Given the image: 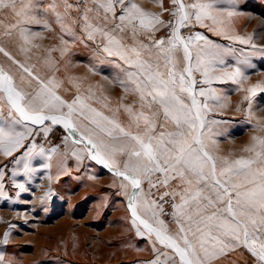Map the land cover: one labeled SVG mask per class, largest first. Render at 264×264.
Returning <instances> with one entry per match:
<instances>
[{"label": "rangeland", "instance_id": "obj_1", "mask_svg": "<svg viewBox=\"0 0 264 264\" xmlns=\"http://www.w3.org/2000/svg\"><path fill=\"white\" fill-rule=\"evenodd\" d=\"M68 2L74 7L68 10L70 16H65L64 22L75 29L76 36L62 32L49 8L53 0H33L31 15L41 24L20 25L29 30L30 42L27 44L20 36L19 27H10L17 20L12 10H0V48L4 50L0 51V70L13 78L18 90L28 94L25 102L36 96L40 81H43L67 103L79 95L85 104L115 120L126 131L136 133L138 129L124 107L141 108L139 94L133 91L134 85L127 76V72L135 69L119 57L104 52L99 37L89 40L79 23L73 25L72 18H79L83 11V0ZM137 2L147 10L162 12L165 21L174 19L165 11L171 9V0H163V7L157 0ZM192 2L195 0H185V3ZM55 3L56 11L64 14V0H55ZM77 4H80L79 8L75 7ZM88 6L94 7L91 3ZM19 7L18 2L17 9ZM216 8L221 10L219 15L224 21L220 27L231 35L251 37L250 44L228 40L223 34L210 31L209 28L214 27L210 20H206L203 27L193 23L182 28L181 35L187 38L199 32L206 36L213 42L217 60L224 61L215 64L217 74L224 69L241 67L246 76L243 80L247 83L243 87L246 89L259 82L257 77L249 76L264 75V0H216ZM228 11L235 15L229 18ZM93 15L89 13L90 17ZM43 21L50 27L44 28ZM185 31L190 35H184ZM168 35L170 32L166 27L156 32L157 39H167ZM62 37L67 44L61 43ZM127 43L132 41L129 39ZM175 55L179 70L186 62L182 50H177ZM160 63V70L165 71L163 60ZM24 68H29L31 74ZM193 76L197 81V92L200 88H212L221 97L219 101L207 100L211 111L206 113V120L222 122L205 127V132L210 128V134L205 138L208 151L230 158L248 155L243 149L252 144V138L264 136V128L256 126L257 121L264 125V93L253 97L249 115L248 101L243 100L246 92L238 85L216 80L209 85L203 83L199 72L194 71ZM49 81L53 83L49 84ZM198 99L202 103L205 101L204 97ZM40 102L39 98L34 101L36 105ZM62 111L67 112V108ZM84 113V117L74 113L77 127L81 131L87 127L99 132L85 118L92 114L87 109ZM45 114L59 113L45 110ZM13 117L20 119L8 103L6 94L0 91V126L10 125ZM160 119L163 120L162 115ZM15 128L25 133L23 146L10 156L4 155L0 148V256L3 257L0 264H149L153 260L158 264H179L173 249L160 244L155 233H148L139 221L133 223L129 207V194L137 191V213L141 219L154 228L166 227L167 234L175 237L183 247L180 227L187 230L189 222L174 214L173 204L178 203L179 198L160 199L165 191L179 185L178 180L172 181L168 188L159 184L149 188L148 181L144 180L142 189L134 190L112 168L91 159L86 141L76 143L81 140L79 132L70 133L63 124H53L49 120L39 125L25 121ZM93 139L104 141V153L114 158L123 170L127 152L134 142L118 130L113 131L112 136L100 132L99 137ZM157 176L153 177L154 183ZM153 200L155 206L151 203ZM211 211L209 209L206 215ZM159 221H163V225ZM192 227L194 229L195 225ZM138 230L144 234L138 235ZM213 232L215 234L214 228ZM188 235L193 239L191 233ZM208 264H264V261L241 245Z\"/></svg>", "mask_w": 264, "mask_h": 264}, {"label": "snow or ice", "instance_id": "obj_2", "mask_svg": "<svg viewBox=\"0 0 264 264\" xmlns=\"http://www.w3.org/2000/svg\"><path fill=\"white\" fill-rule=\"evenodd\" d=\"M18 2L20 7L17 9ZM157 2L163 7V0ZM89 3L94 7H89ZM171 3L173 7L165 11L174 19L168 21L163 19L162 12L147 10L137 0H83V11L79 18H72V24L79 23L89 40L99 37L104 52L119 57L135 69L127 72V76L134 85L133 91L139 94L141 108L134 110L131 105L124 107L138 129L136 133L126 131L115 120L85 104L79 95L67 103L43 81H40V91L36 96L25 102L28 94L18 90L13 78L0 70V91L6 94L11 108L20 117H13L7 127L0 126V148L4 155L10 156L14 150L23 146L25 133L15 128V125L22 122L31 121L39 125L49 120L53 124H63L70 133H80L81 140L76 143L86 141L91 159L112 168L134 190H141L144 180L148 181L149 188H155L158 184L168 188L172 181H179V185L171 191H165L160 199L167 196L179 198V202L173 204L174 214L189 222L187 230L180 227L183 247L175 237L167 234L166 227L154 228L147 220L141 219L137 213V191L129 194L133 223L139 221L148 233H155L160 244L173 249L179 257V264H208L241 245L260 261H264V136L252 138V144L243 149L248 155L230 158L210 153L205 143L210 128L209 132H205V127L222 122L206 120V113L211 111L207 100L219 101L221 97L212 88H200L197 92L193 72L201 74L204 84L210 85L216 80L238 85L247 93L243 100L248 101L249 115L253 97L264 93V82H257L244 89L242 82L246 76L241 67L224 69L217 74L215 64H223L224 61L217 60V53L212 48L213 42L199 32L185 38L181 35V29L193 23L203 27L206 26L204 22L210 20L214 27L209 30L217 35L223 34L228 40L247 45L252 38L228 34L220 27L224 21L219 15L221 10L216 8V0H195L192 3L171 0ZM64 5V14L56 11L55 0L49 8L61 25L62 32L75 37V29L64 22L65 16H70L68 10L74 5L68 0H64ZM75 7L79 8L80 4ZM5 8L11 9L17 18L16 23L10 27H19L21 38L26 44L29 43V30L20 25L41 24L36 16L31 15L33 0H0V10ZM89 13L94 15L90 17ZM233 15V11L227 12L229 18ZM42 26L50 27L47 21H43ZM162 27L170 29L167 39L156 38V32ZM129 39L131 44L127 43ZM61 43L67 44L68 41L62 37ZM252 46L256 47L254 44ZM177 50H182L186 62L179 70L175 55ZM0 51L4 50L0 48ZM161 60L165 71L160 70ZM24 71L31 74L29 68H24ZM198 97H204L205 101L202 103ZM37 98L41 101L39 105L34 103ZM64 107L67 112L62 111ZM85 109L92 114L85 118L99 132L87 127L81 131L77 127L73 115L78 113L84 117ZM45 110L59 114H45ZM256 126L264 128L259 121ZM170 127L172 130H169ZM115 130L134 142L127 152L128 159L123 163V170H120L114 158L104 153V141L93 139L99 137L100 132L112 136ZM154 176H157L155 183ZM20 187L23 189L24 185ZM151 203L156 205L155 200ZM209 209L212 211L206 215ZM159 223L163 225V221ZM192 225H195L194 229ZM189 233L193 239H189ZM143 234L138 230V235ZM0 260H3L2 256ZM149 264H158V261L153 260Z\"/></svg>", "mask_w": 264, "mask_h": 264}, {"label": "bare ground", "instance_id": "obj_3", "mask_svg": "<svg viewBox=\"0 0 264 264\" xmlns=\"http://www.w3.org/2000/svg\"><path fill=\"white\" fill-rule=\"evenodd\" d=\"M250 77H257V79L259 80V82H263L262 80H264V75L262 76V74H256V75H253V76H249L248 78ZM247 83L244 81L243 82V87H246ZM246 95V93H245Z\"/></svg>", "mask_w": 264, "mask_h": 264}, {"label": "built area", "instance_id": "obj_4", "mask_svg": "<svg viewBox=\"0 0 264 264\" xmlns=\"http://www.w3.org/2000/svg\"><path fill=\"white\" fill-rule=\"evenodd\" d=\"M173 7V5H171V8ZM171 20V19H170ZM166 31L167 32H170V29L168 28V27H166ZM184 33V35H186V36H189L190 35V32L189 31H185V32H183Z\"/></svg>", "mask_w": 264, "mask_h": 264}]
</instances>
